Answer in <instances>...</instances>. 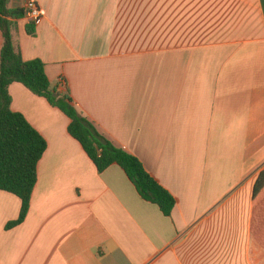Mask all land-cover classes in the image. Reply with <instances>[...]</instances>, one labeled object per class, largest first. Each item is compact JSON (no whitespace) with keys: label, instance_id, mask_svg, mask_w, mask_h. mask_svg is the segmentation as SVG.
I'll use <instances>...</instances> for the list:
<instances>
[{"label":"crops","instance_id":"obj_1","mask_svg":"<svg viewBox=\"0 0 264 264\" xmlns=\"http://www.w3.org/2000/svg\"><path fill=\"white\" fill-rule=\"evenodd\" d=\"M35 1V35L26 18L12 31L21 58L40 60L175 205L165 217L119 166L98 172L69 119L13 83L11 110L46 151L10 230L20 200L0 191V264H249L252 239L264 248V223L249 232L264 171V0Z\"/></svg>","mask_w":264,"mask_h":264},{"label":"trees","instance_id":"obj_2","mask_svg":"<svg viewBox=\"0 0 264 264\" xmlns=\"http://www.w3.org/2000/svg\"><path fill=\"white\" fill-rule=\"evenodd\" d=\"M9 0H0V191L20 200L18 218L8 223L5 230L19 226L26 218L32 191L37 180V165L46 151L45 140L28 124L24 117L11 110L8 88L18 83L33 95L44 98L52 107L68 119V133L84 150L98 172L112 165L119 166L134 186L140 198L158 207L165 217H170L174 208L173 197L144 170L132 155L115 147L107 138L85 119L72 105V99L64 87H52L38 60L24 61L13 41L15 22L24 18L23 9H10ZM26 33L35 35V23L26 25ZM264 207V171L254 181L250 216V239L264 223L261 216ZM249 264H260L264 248H253V239L248 252Z\"/></svg>","mask_w":264,"mask_h":264},{"label":"built area","instance_id":"obj_3","mask_svg":"<svg viewBox=\"0 0 264 264\" xmlns=\"http://www.w3.org/2000/svg\"><path fill=\"white\" fill-rule=\"evenodd\" d=\"M24 18H26L29 23H37L43 16V10L38 6L35 0H26L24 4ZM61 90L64 89L65 85L60 81Z\"/></svg>","mask_w":264,"mask_h":264}]
</instances>
